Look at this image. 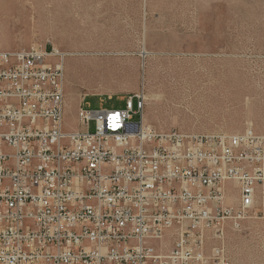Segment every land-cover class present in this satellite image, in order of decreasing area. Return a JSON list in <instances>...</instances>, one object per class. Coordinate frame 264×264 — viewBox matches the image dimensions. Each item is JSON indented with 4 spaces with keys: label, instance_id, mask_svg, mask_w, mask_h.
<instances>
[{
    "label": "built area",
    "instance_id": "obj_1",
    "mask_svg": "<svg viewBox=\"0 0 264 264\" xmlns=\"http://www.w3.org/2000/svg\"><path fill=\"white\" fill-rule=\"evenodd\" d=\"M64 57L0 50V264H208L205 231L238 226L264 189V135L158 130L139 94L84 95L65 130Z\"/></svg>",
    "mask_w": 264,
    "mask_h": 264
},
{
    "label": "rangeland",
    "instance_id": "obj_2",
    "mask_svg": "<svg viewBox=\"0 0 264 264\" xmlns=\"http://www.w3.org/2000/svg\"><path fill=\"white\" fill-rule=\"evenodd\" d=\"M32 45L65 53V130L79 126L84 95L90 108L120 109L139 94L158 130L264 135V0H0V50ZM258 188L238 226L205 231L208 264H264ZM174 238L164 233L163 254Z\"/></svg>",
    "mask_w": 264,
    "mask_h": 264
}]
</instances>
